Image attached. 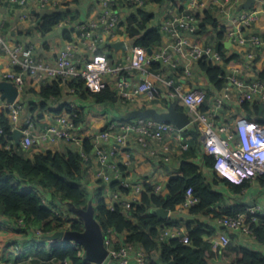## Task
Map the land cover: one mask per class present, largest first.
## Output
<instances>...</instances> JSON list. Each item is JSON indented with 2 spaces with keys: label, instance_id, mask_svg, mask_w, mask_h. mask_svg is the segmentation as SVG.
<instances>
[{
  "label": "built area",
  "instance_id": "built-area-1",
  "mask_svg": "<svg viewBox=\"0 0 264 264\" xmlns=\"http://www.w3.org/2000/svg\"><path fill=\"white\" fill-rule=\"evenodd\" d=\"M243 1L178 0L179 4L175 6V10L169 15L163 13V18L152 25L169 40L160 44L150 54L148 48L134 43L129 38L123 23L125 19L121 20L120 8H126L128 14L137 9L152 13V8L158 9L170 0L163 3L150 0H96L97 12L93 19L87 22L77 21L78 19L73 22L62 21L56 25L65 26L75 34L67 40L53 60L36 56L33 44L6 37L3 33L4 21L0 17V49L8 62L7 68L0 69V81L13 82L18 89V96L25 90L28 82L33 84L52 79H58L61 83L82 79L84 85L94 92L109 86L123 101H134L142 94L151 100L164 94L172 102L175 99L181 102L191 123L198 125L201 131V146L207 154L213 156V170L219 178L240 184L245 180L264 177V124L242 108L240 113L235 115L236 105L241 107L244 101L264 104V80L259 77L261 71L255 62L257 51L264 50V33L261 34L253 28L258 16L264 14V5L241 9L239 7ZM2 3L12 8L18 7L21 21L30 19L33 9L46 13L68 7L64 0H0V4ZM205 11L217 18L219 26L226 28L224 42L232 46V51L229 54L226 48L225 53L238 54L244 67L252 70L250 78L243 76L239 67L226 65L216 44L204 40L196 41L200 24L196 15ZM207 26L212 29L210 24ZM118 40H124L126 43L124 59L112 60L106 46L111 48L110 43ZM79 47L95 52L87 59H82L76 56ZM99 49L101 51H97ZM201 59L211 66L223 68L225 82L221 88H216L212 83L205 84L198 78L200 83H191L184 87V80L194 81L199 75L200 68L197 63ZM156 62L160 66L153 67L152 64ZM164 66L171 71L169 75L163 74ZM200 70L202 75L207 77L206 71ZM135 71L140 75L137 81L130 77ZM161 86L165 88V92L161 90ZM203 87L209 89L208 95ZM18 96L13 102L0 98V111L3 110L12 134L16 129L21 130V148L29 149L39 143L51 144L62 139L71 142L76 151L85 159H89L90 155L83 149V139L89 136L94 144L91 154L97 157L99 164L95 172L96 177L104 183L105 203L110 209H114L117 204L123 208L132 206L140 201L144 191L145 180L141 176H131L129 172L124 175L118 166L120 146L131 133L137 134V140L147 148L151 156L158 155L157 144L162 143L169 133H175L181 140V149L188 146L184 142L185 137L181 129L171 123L152 118L126 120L119 125L118 131L113 125H109L84 136L75 127V113L67 111L57 114L54 122L47 124L39 132H34L33 116L29 115L23 123L20 122L23 102ZM207 98L211 99V102L207 109L202 110L201 106ZM223 111L229 116L215 123ZM2 133L0 122V135ZM11 136L4 145L5 149L14 148L17 144ZM161 149L165 160L169 159L172 150L169 144H162ZM128 158L129 154L127 164L130 161ZM115 178H120L122 185L128 189L127 193L110 186ZM164 186L162 183H155L153 192L160 194ZM42 200L46 201L43 196ZM198 202L199 198L189 186L184 199L175 209L190 211ZM256 214H264V210L259 206L247 207L234 215L216 218L217 232L209 238L212 248L230 243L231 235L236 233L249 235L255 240L251 223L257 221ZM19 223H22V220ZM181 231V228L176 226H163L159 230L158 240L177 236L188 243L189 236L186 231ZM102 232L106 254L97 264H147L146 251L142 244L125 241V234L112 227L102 229ZM37 233L40 234V231L37 230ZM51 234L53 233L48 235ZM45 239L52 243L57 241L47 237ZM158 264L169 262L160 261Z\"/></svg>",
  "mask_w": 264,
  "mask_h": 264
},
{
  "label": "trees",
  "instance_id": "trees-1",
  "mask_svg": "<svg viewBox=\"0 0 264 264\" xmlns=\"http://www.w3.org/2000/svg\"><path fill=\"white\" fill-rule=\"evenodd\" d=\"M64 1L67 8L42 13L38 17L36 28L41 34L44 35L51 31L59 22H73L79 18V11L74 6L78 5L81 0ZM150 1L163 3L165 0ZM153 16L151 12L137 9L130 12L123 22L129 38L134 43L152 50L162 42L160 31L157 28L148 27ZM196 17L200 21L196 41L204 40L207 43L216 44L220 53L223 54L226 65L241 62L238 54L226 55V43L224 42L226 28L219 26L217 18L206 11L198 13ZM208 24L212 26V29L207 26ZM65 37L69 39L70 34H65ZM106 47L111 52V48L108 45ZM198 63L206 71L208 83H212L216 88L224 85L223 68L211 66L203 59ZM152 66L158 67L160 64L156 62ZM258 75L264 80V70ZM60 83V80L52 79L50 83L42 84L40 91L32 88L30 91L39 97V101L43 102L42 106H44L45 101L51 97L61 95ZM69 86L76 89L80 95L90 97L96 103H114L119 99L117 93L109 86L94 92L84 85L82 79L71 80ZM203 89L207 95L210 93L208 88L203 87ZM210 102L211 99L207 98L201 109H207ZM37 104V102H29L32 114L37 109ZM174 104L178 110H184V106L178 101L175 100ZM241 107L257 120L259 116L264 117L263 103L244 101ZM68 111L75 113L74 123L78 128L84 121L83 114L77 109L68 108ZM0 122L3 127V133L0 135V213L15 220L21 229H33L40 243L44 242L43 239L48 234L55 231L67 229L81 231L84 228L82 219L64 217L53 202L43 201V190H45L75 208H87L92 197L95 216L101 228L105 230L112 227L117 232L125 234V241L142 244L146 251L147 264H158L160 261H173L175 264H264L262 252L233 241L225 246L212 248L206 236L210 237L216 230L213 225L201 218L186 222V234L190 240L188 243L183 242L177 236L158 240L161 227H178L181 221L170 217L163 220L157 213L152 212V209L162 207L174 210L176 205L184 199L185 191L189 186L193 188L194 195L199 198L198 204L190 209L195 216L205 214L215 219L245 210V204L222 205L224 195L214 188V184L221 181L232 191L239 193L249 186V181L245 180L236 184L217 177L215 173L212 182L208 180L204 168L213 171L214 158L207 153L201 154V131L196 123L181 129L185 137L184 142L188 146L186 149H181L178 172L168 179L162 192L160 194L153 192L154 184L148 181L146 176H142L145 182L140 201L128 208L117 204L114 209H110L105 203V186L102 179L97 180L98 187L93 195L82 183L84 163L88 159H85L80 152L69 150L63 153L41 150L29 157L26 156V151L21 148L20 144H16L14 148L5 149L4 145L12 132L9 130L10 126L3 110L0 111ZM93 148L91 138L85 137L83 139L84 151L90 155ZM199 158L204 163H201ZM118 166L124 175L128 174V167L124 163L119 162ZM258 178L264 184V177ZM110 186L117 187L122 193L128 191L122 185L120 178L113 179ZM256 217L257 221L251 223V228L255 240L264 244V214H256ZM20 220L22 223H19ZM40 245L46 247L43 243ZM41 254L44 255L45 261L56 264H94L86 259L82 246L71 239L53 242L49 250L44 248Z\"/></svg>",
  "mask_w": 264,
  "mask_h": 264
},
{
  "label": "crops",
  "instance_id": "crops-1",
  "mask_svg": "<svg viewBox=\"0 0 264 264\" xmlns=\"http://www.w3.org/2000/svg\"><path fill=\"white\" fill-rule=\"evenodd\" d=\"M177 2L178 0H170V2L162 4L158 9H155L156 7L152 8V13L154 16L152 18L153 20L151 19V21H149L148 27H152L156 21H160L163 18V13L169 15L173 10H175V6H178L177 4H179V2ZM262 5H264V0H254V3L249 8H257ZM76 6L79 11V18L77 21L87 22L88 20H91L95 17L97 12L96 0H81V2ZM19 13L20 9L18 7L12 8L6 3L0 4V17L3 18L4 21L3 33L8 38H14L16 40L22 41L23 43L33 44L35 55L40 58L53 60L56 56V53L65 45L67 40L71 39V37H73L75 34V32H71V30L65 26H55L51 31L43 35L36 28L37 19L42 14L40 11L33 9L30 19L26 21H21L19 19ZM127 15V9L121 6V20H124ZM253 28L255 31L261 34L264 33V14H260L258 16ZM65 34H70V38H66ZM168 40L169 38L167 36L162 35L161 44H165ZM158 47L159 46H157V48ZM226 48H228L230 54V51H232V46L229 43H226ZM94 52L95 51L92 49L79 47L76 56L82 59H87ZM124 53L125 52H123L122 49H115L114 47H111L109 56L112 58V60H121L124 56ZM240 61L241 62H237L235 66L240 68L241 74L243 76H249L250 78L252 75V70L245 68L242 60ZM255 62L259 71L264 70V50L259 49L257 51ZM7 64L8 62L6 56L0 49V69L7 68ZM197 67L202 69L199 63H197ZM197 67L196 69H198ZM200 69L198 72L199 75L195 77L194 81L184 80L183 84L185 88L191 83H200L197 81V78L201 82L208 84L207 77L202 75L203 73L200 72ZM162 71L165 75H169L171 73L169 68L165 66L163 67ZM132 73L133 74H130L132 80H139L140 75L136 71ZM50 82L51 80L33 84L28 82L25 90L20 93V96H18L23 102V110L20 115V122L23 123L29 115H34V132H39L44 126L54 122L56 115L62 112H67L68 108L77 109L83 114L84 121L78 127V130H80L84 136H88L89 134L99 131L100 129L109 125H113V128L118 131L119 125L123 121L130 120L125 117V114H127L129 111L146 107H155L159 110H166L170 102V100H168L167 96L164 94L156 96L151 100L147 99L142 94L134 101H123L119 98L114 103H96L90 97H84L80 95L79 92H77L73 87H70L69 82H67L60 83L62 86V92L59 97H51L45 101L44 106H42L43 102L39 101V97L32 93L30 89L32 88L36 91H40L42 84H48ZM160 88L165 92V88L163 86ZM29 102L38 103L37 109L33 114L31 113L30 106L28 105ZM178 103L181 104V102ZM235 108H237L235 115H238L242 107L237 104ZM228 116L229 114H225V111H223L219 120L217 118L214 122L219 123L220 119H225ZM193 125L194 124L191 123L186 127ZM166 143L172 148L171 152L169 153V159L167 160H165L161 149V145ZM180 143L181 140L175 133H169L164 137L162 143L159 142L157 144V147H159L158 155L151 156L148 153L147 148L143 147L137 140V134L131 133L126 142L120 146L118 159L119 162L124 163L128 167L127 172H129L131 176H146L148 181H150L152 184L162 183L165 185L168 179L173 174L178 172L181 154ZM75 148L76 147L71 142L61 139L51 144L39 143L35 145V147H32L30 151L26 149L24 150L26 151V156L32 157L34 152L41 150H53L66 153L69 150H75ZM202 153H206L203 148L201 150V154ZM127 154H129V164H127ZM199 159L201 163H204L201 158ZM98 166L99 164L97 157L90 154V158L85 160L84 163V175L82 183L91 195H93V192L98 187V179L95 173ZM204 172L205 175L208 176V180L212 182L215 173L214 170L212 171L208 168H204ZM214 188L221 191L224 195V201L222 205L233 206L236 204H245V208L259 206L264 210V184L261 182L260 178H254L250 180L249 186L244 188L239 193L232 191L221 181L214 184ZM43 197L47 202H53L56 206H58L59 210L63 213V216L70 217L71 219L79 218L72 211L71 205H68L67 202L60 201L57 197H54L50 191L43 190ZM90 201L92 202V197ZM168 216L172 219L181 221L180 225L178 226L181 228V232L186 231V222L188 220H193L196 218H201L213 225L217 232L216 218H211L205 214L195 216L190 211H179L178 209H174L170 210ZM206 238L209 239L210 237L206 236ZM43 240L44 242L41 243H43L46 247L40 245L41 243L39 238L35 235L33 229H21V226L15 220L3 216L0 213V264H56L55 262L44 260V255L41 253L44 251V248L49 250L52 242L46 239ZM232 241L243 246L256 249L264 254V244L258 243L249 235L241 233L233 234Z\"/></svg>",
  "mask_w": 264,
  "mask_h": 264
},
{
  "label": "water",
  "instance_id": "water-1",
  "mask_svg": "<svg viewBox=\"0 0 264 264\" xmlns=\"http://www.w3.org/2000/svg\"><path fill=\"white\" fill-rule=\"evenodd\" d=\"M254 3V0H244L240 7L249 8ZM110 46L115 49H122L123 52L126 50V43L124 40H118L111 42ZM152 49L148 48V53L150 54ZM124 59V56H123ZM18 96V89L11 81L3 80L0 81V98L6 99L8 102H13ZM125 117L133 119H145L152 118L157 121L167 122L175 125L178 129H183L191 123V119L185 110H178L175 104L170 101L166 110H159L155 107H146L140 109H134L125 114ZM258 121L264 124V117L259 116ZM22 132L20 129H16L12 134V138L17 144L20 143V137ZM31 150V148L26 149ZM249 204V203H248ZM72 211L82 219L84 223V228L81 231L78 230H58L53 232V234L48 235L47 239L51 240H65L71 239L76 244L82 246L84 249L85 257L89 262L97 264L102 261L106 254V249L103 244V232L101 225L96 219L95 208L93 203L90 201L87 208H75L71 206ZM152 212L158 214V216L166 220L169 218L170 210L167 208H153ZM169 264H175L173 261H170Z\"/></svg>",
  "mask_w": 264,
  "mask_h": 264
},
{
  "label": "rangeland",
  "instance_id": "rangeland-1",
  "mask_svg": "<svg viewBox=\"0 0 264 264\" xmlns=\"http://www.w3.org/2000/svg\"><path fill=\"white\" fill-rule=\"evenodd\" d=\"M175 100L177 101V99H175ZM175 100H174V101H175Z\"/></svg>",
  "mask_w": 264,
  "mask_h": 264
}]
</instances>
